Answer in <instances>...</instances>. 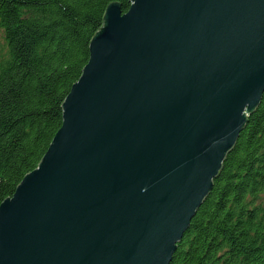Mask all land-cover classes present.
I'll list each match as a JSON object with an SVG mask.
<instances>
[{
    "label": "water",
    "instance_id": "obj_1",
    "mask_svg": "<svg viewBox=\"0 0 264 264\" xmlns=\"http://www.w3.org/2000/svg\"><path fill=\"white\" fill-rule=\"evenodd\" d=\"M107 7L0 264H169L264 92V0Z\"/></svg>",
    "mask_w": 264,
    "mask_h": 264
},
{
    "label": "trees",
    "instance_id": "obj_2",
    "mask_svg": "<svg viewBox=\"0 0 264 264\" xmlns=\"http://www.w3.org/2000/svg\"><path fill=\"white\" fill-rule=\"evenodd\" d=\"M130 0H0V204L39 166L89 45ZM169 264H264V92Z\"/></svg>",
    "mask_w": 264,
    "mask_h": 264
},
{
    "label": "rangeland",
    "instance_id": "obj_3",
    "mask_svg": "<svg viewBox=\"0 0 264 264\" xmlns=\"http://www.w3.org/2000/svg\"><path fill=\"white\" fill-rule=\"evenodd\" d=\"M4 47H5V43H4L3 33L0 30V51H3Z\"/></svg>",
    "mask_w": 264,
    "mask_h": 264
}]
</instances>
